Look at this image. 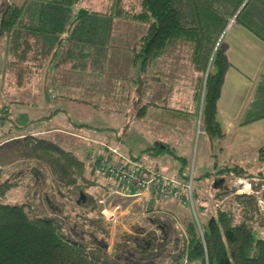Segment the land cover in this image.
<instances>
[{
    "label": "trees",
    "instance_id": "16d2710c",
    "mask_svg": "<svg viewBox=\"0 0 264 264\" xmlns=\"http://www.w3.org/2000/svg\"><path fill=\"white\" fill-rule=\"evenodd\" d=\"M79 1L8 2L0 14V42H6L4 51L0 49L3 58L0 72L7 70L14 77L16 75L19 84H24L41 70H47L51 64L47 58L52 60L54 55H65L68 64L81 68L99 64L114 46L110 41L113 17L144 22L148 24L146 33L128 48L132 52L131 63L138 66L139 93L149 78L150 69L163 56L186 43L194 68L205 75L209 67L201 119L203 131L213 145L225 138L226 132L218 119L217 102L231 64L219 41L234 16L264 40L262 1L260 4L257 0H113L110 20L105 17L109 14L97 10L82 8L76 11L74 6ZM202 76L196 87L198 103L204 86ZM263 117L264 72L255 84L240 122L246 124ZM16 138L24 140L25 155L32 154L48 164L56 191L67 197L69 203L77 200L80 207L83 196L91 195L90 209L102 211L99 198L92 196L89 190L96 186L104 190L107 186L102 183V177L111 176L98 170L90 151L94 147L85 142L82 145L80 138L61 132L48 135L31 131ZM92 139L86 138L94 142ZM155 143L158 147L153 153L173 152L169 145ZM81 147L88 149L89 157L79 153ZM148 149L153 148L149 146ZM106 152L105 149L97 156ZM175 156L184 163L183 156ZM3 166L0 168V264H187L198 260L207 264H264V235L256 236L253 225L258 219L261 225L264 221L257 204L258 196L234 193L227 189L223 177L215 184L214 197L224 200L233 193L234 200L216 207L207 220L200 219L199 223L189 210L159 204L152 210L161 215L148 214L134 227V232L121 237L116 245L117 252L113 254L107 251L109 243L102 237L99 240L94 233L88 241L68 234V227L78 232V225L71 219L70 224H73L68 226L69 218L61 215L63 208L49 209L45 204L37 208L28 198L10 200L9 193L22 185V178L28 172L11 173ZM220 171L247 175V168L242 165L227 166ZM176 176L190 179V174L182 171ZM194 188L193 181V197L201 200ZM184 198L188 199L187 192ZM199 209L202 212L204 206ZM85 213L88 215V211ZM81 216L79 213L75 217ZM91 221L96 222L97 217ZM145 221L155 226H146ZM82 230L78 233L83 237Z\"/></svg>",
    "mask_w": 264,
    "mask_h": 264
},
{
    "label": "rangeland",
    "instance_id": "374dc122",
    "mask_svg": "<svg viewBox=\"0 0 264 264\" xmlns=\"http://www.w3.org/2000/svg\"><path fill=\"white\" fill-rule=\"evenodd\" d=\"M128 1L134 0H126V2ZM257 1H259L260 4L262 1V4H264V0ZM8 2L21 4L24 0H0V14ZM74 8L76 11L82 8L100 11L109 14L105 17L110 20V14L113 9V0H80ZM232 20L236 21L235 16L230 19L231 22ZM230 21L229 23H231ZM229 23L228 25H230ZM105 24H108L107 20ZM110 24L113 25L110 41L114 46L107 52L105 57L107 61H105V58L102 57L101 63L96 65H87L84 69L76 64L74 66L73 64L58 62L57 59L52 65L51 70L55 71V68H57L58 72L64 73L68 77L72 71L76 72L74 73L75 76L73 81L76 89L75 97L80 100V105L85 106L82 113L80 116L78 115V117L80 120H84L85 123H88L89 125L92 124L89 128L84 129L85 131H95L99 135L98 137L103 139H107L106 134H109L112 143L119 145L123 151L131 153L136 160L150 165L149 156L151 153L156 151L155 149H157L158 144L153 142L151 145L148 142V140H151V136L147 133H145V140L138 135V133H141L142 131V127H140V125L139 132H136L135 130V133L131 132L129 134L131 129L129 128L128 113L126 112V97L132 80V71L131 68L129 69L132 52L129 51L128 48L132 47L138 39L146 33L148 24H145L144 22L140 23L138 21H126V19L118 17H113ZM222 35L223 33L221 34V38ZM5 44V41L0 42V49L2 48V52L5 49ZM189 48L190 47L186 43L180 44L174 53L165 55L169 57L176 56V59H173L174 62L171 59L167 60V57L165 59V64L169 67L176 65V68L178 69L175 70V76L177 78L178 75L180 76L181 72H183L181 76L183 81L182 83L185 81L187 82L186 84H182L183 89H185L183 91L184 95L187 93L186 89H189V87H187L188 82L192 80L197 87L199 77L203 75L202 77L205 78L200 103L196 101L200 108L198 112L200 123L197 124L196 121H193L192 123L185 119L180 120L165 117L162 119L163 127L160 132L163 134H157V137L160 139H162V137L165 139L167 137L168 139L171 134L173 135L174 142L166 143L171 147L173 154L169 152L160 154V160L164 162L167 161L170 164V166L163 168L162 171L170 173V175H165H173L171 177L188 184L189 187L186 186L183 189L184 192H187L188 200L178 201L176 199H165L168 202L165 201L164 203L160 202L158 204L167 206V208L175 207L182 210H189L200 223V219L207 220L215 212L216 207L221 206L224 202L234 200L233 193L224 200L219 198L215 199L214 197L217 192L215 184L223 177L225 179L224 183L227 189L232 190L234 193H247L258 196L257 204L264 220V158H261L262 155L260 156L262 148L259 150V147L264 144V117L242 124L240 127L232 128L230 138H223L219 144L218 142H215L214 145L208 144L205 139L206 137L204 136L206 133L203 131L201 119L205 83L209 68L205 75L199 73L191 63ZM2 60L3 58L0 57V63ZM2 66L4 65L2 64L1 67ZM83 69L87 72H95L98 76L103 75L102 83L105 82L106 86L104 88H100L98 86L95 87L94 83L98 85L97 81H100V79L96 78L94 80V78L91 77L90 81L85 86V89H79L76 86V75L78 74V71L81 72ZM47 70H41L38 74H35L31 78V81L24 84H19L16 79V75L14 77V75H11L7 70L0 72V107L9 108L8 114L3 118H0V142L4 140L5 142L7 141L6 143L3 142L4 144L2 147L0 145V153L6 154L4 160L0 155V167L5 163L7 166L4 165L5 167L3 166V168L6 170L8 169L11 173H15L20 170H25L26 172L31 171L29 173L30 175L28 174L22 178V185L9 193L10 200H25V198H28L37 208H42L44 204L47 205L49 209L55 207L63 208L64 212H62L61 215L69 218L68 226L73 224H70L71 219L74 220L78 226L80 225V227L76 225L78 232L83 231L82 228L84 229L83 237L85 236L84 238L86 239L80 236L78 232L71 230L70 227L66 229L68 234L72 235L74 238L79 237L83 239V241H88L94 233L98 235L99 240H101L102 237L109 243V246L107 247L108 252L116 254V245L119 241H121V237L126 233L134 232V227L139 225L140 221L145 220L146 216L143 217L140 214V217L136 215L140 209L135 210L132 216L128 217V215L123 213V211L120 212L121 204L113 203L114 199L111 198L110 193L106 190H101L97 186L91 187L89 192L92 196L99 198V203L103 205L101 212L97 209H90L92 205L91 195L83 196L82 203L79 204L80 207L78 206L77 200L69 203L67 197L56 191V186L53 184L54 177L51 175L52 173L48 164L44 161H39L32 154L25 155V152L23 153L24 148H22L24 146V140L16 138L20 137L25 132L29 133L32 131L31 123L33 121H30V111L34 110V108L30 109L32 102L33 106L36 107L39 105V108H43V110L40 109L41 112L39 111V115L44 116L46 115L45 108L47 96L51 104L55 105L60 103V98L51 97L52 93L58 92V89H60L57 85L59 82L56 83L52 75H50L51 78L48 80ZM173 74L171 75L173 76ZM193 76L196 78H193ZM185 77L187 79H184ZM164 80L166 81L165 78ZM91 81L93 83L90 84ZM133 83L135 84V82ZM43 89H47V95L44 93ZM41 92L45 94L44 98L41 97ZM70 110L72 109H67V111L64 112L65 115L68 112L70 113V116L75 115L76 110L73 114ZM60 115L62 116V114ZM54 117V114H51L50 117H45L38 121L45 123L47 126H52L55 122H61L56 120ZM169 121L178 122L180 126L175 129L169 128L166 126V123ZM85 126L87 125L84 124V126L79 127ZM94 139L96 138H93V141ZM79 140H81L82 145L86 143L91 147H104L106 144L109 145V143L105 141L99 142L96 140L97 142H92L81 138ZM150 145L153 148L151 150L147 148ZM93 149L94 148L90 151L93 152ZM97 153L93 152V154ZM176 154L185 158L184 163H182V161L175 156ZM156 155L158 154H152L151 156H153L152 158H155ZM177 161L179 162L178 167L181 168H175L174 170L171 163L173 164ZM233 165L245 166L247 168V175H229L220 171L224 167ZM181 171L182 173L190 174V179L184 180L176 177V175L181 174ZM193 181L195 186L194 189L198 191L201 200L193 197V187L192 190L190 187L191 184L193 185ZM52 188L55 192L51 190ZM63 190L64 192H67L66 189ZM112 203L113 207L109 208L108 206H111ZM116 206L120 207L119 210L115 208ZM202 206H204V209L201 212L199 207ZM84 210L88 211V215ZM79 213L82 214L81 218H76L75 216ZM160 215L161 213L157 212L150 214V216L153 217ZM93 217H97L96 222L91 221V218ZM144 225L155 226V223L149 224L146 222ZM253 225L256 228V236L264 235V221L263 225H261L258 219L253 223ZM177 227L180 231H182L179 224ZM103 229L107 230L109 233H105ZM193 263L207 264L202 263L199 260L194 261Z\"/></svg>",
    "mask_w": 264,
    "mask_h": 264
},
{
    "label": "crops",
    "instance_id": "0c3cea01",
    "mask_svg": "<svg viewBox=\"0 0 264 264\" xmlns=\"http://www.w3.org/2000/svg\"><path fill=\"white\" fill-rule=\"evenodd\" d=\"M223 31L222 38H220V42L222 41L221 45L224 48L225 54L230 62V66L227 69L224 77V81L221 88V95L217 102V112H218V119L220 120L225 132L226 136L224 139H228L231 136V129L242 126L240 122V118L242 113L245 110V106L247 101L253 92L255 84L257 80L260 78L262 72H264V40L244 26L242 23L233 21L229 23ZM113 29V25H112ZM119 51V50H118ZM117 51V52H118ZM174 53V52H173ZM168 57L167 60L176 59V56H164L159 60L151 69L149 73V78L147 82L144 84L141 94L138 91V66L134 65L129 62V69L131 68V84L130 89L126 97L127 103V110L128 118H129V134L139 132L140 127H142L141 133L139 132L138 135L145 140V133L151 136V140L148 142L152 145L153 142L159 141L164 144L174 142L173 135L167 139L162 137V139L157 137V134H163L161 132L162 119L165 117L170 119H185L189 122L196 121L197 124L200 122V117L198 115L199 112V104L196 103L195 94H196V85L192 82H188L189 89L187 90L186 95L183 94V85L187 82L185 81L182 83V73L178 78L175 76L176 65L169 67L166 65L165 59ZM58 58V62L67 63L68 60L64 56L54 55L53 59L47 58V62H50V67L47 70V79L51 78L52 75L54 81L57 83L58 92L52 93L51 97L53 98H60L59 104H51L48 96L46 98V115H39L40 109L38 106H33L32 103L30 105V109L34 108L33 111H30L31 114V130L35 134H51L55 135L59 132L61 133H68L74 137L81 138L86 140V138H96L94 141L98 140L99 142H108L110 146L118 147L120 152H122L125 156L136 160L135 157L131 155V153L127 151H123L121 147L115 143L111 142L109 134H106L107 139H103L98 137L99 135L95 131H85L84 129L89 128L88 123H85L84 120H80L78 115L82 113L85 106L80 105L81 102L77 97H75L76 89L75 85L73 84L74 76L76 73L72 71L70 76H66L64 73L58 72L57 68L55 71L51 70L52 65L56 62ZM174 62V60H173ZM72 63V62H71ZM179 66V65H178ZM86 68V67H85ZM84 68V69H85ZM78 71L76 75V82L77 87L79 89H85V86L90 81V78L93 77L94 80L100 79L97 81L95 85L104 88L106 83L103 82V75L98 76L97 73L91 71ZM174 73V74H173ZM173 74V76L171 75ZM97 75V76H96ZM151 75V76H150ZM196 75V74H195ZM156 76V77H154ZM59 78V79H57ZM166 79V81L164 80ZM193 78H196L193 76ZM171 79V80H167ZM184 79H187L186 77ZM168 81V82H167ZM194 81V80H193ZM135 82V84L133 83ZM93 83L92 81L90 84ZM190 83V84H189ZM90 87V85H89ZM44 90V89H43ZM80 92V91H78ZM44 93L47 95V89L44 90ZM41 92V97L44 98V94ZM43 95V96H42ZM140 96V99L138 98ZM37 103V102H36ZM79 103V104H77ZM139 104V105H138ZM23 106V105H21ZM33 106V107H32ZM82 106V107H81ZM36 108V109H35ZM71 108L70 112L76 110L75 115H71L70 113H66L67 109ZM41 112V111H40ZM51 114H54V118L56 120L61 121L60 123L55 122L52 126H47L45 123L40 122L38 120L43 119L45 117H50ZM62 114V116L60 115ZM33 117V118H32ZM39 117V118H38ZM38 118V119H37ZM86 124L85 127H79L80 125ZM140 125V127H139ZM99 126V125H97ZM166 126L172 129H175L180 126L178 122L169 121L166 123ZM182 126V124H181ZM78 127V128H77ZM97 128V127H96ZM158 130V131H157ZM100 133V132H98ZM208 144L213 145L212 141L207 135H204ZM153 139V140H152ZM93 140V139H92ZM223 140V139H221ZM221 140L218 141V144L221 143ZM5 142L1 141V147ZM97 142V141H96ZM95 142V143H96ZM150 145V146H151ZM0 147V148H1ZM148 148V147H147ZM262 148V149H261ZM264 144L259 147L261 149L260 156L264 158ZM93 152H98L97 154L100 155L101 153L105 152V148L102 146H96L93 149ZM92 152V154H93ZM79 153H82V156L89 157L90 153L88 149H84L83 147L80 148ZM155 154V153H151ZM0 155L5 157V153H0ZM149 156L150 161L149 164H145L142 161H138L159 171L162 174H168L162 171L163 168L170 166L167 161L160 160V154L152 158L153 156ZM4 165V164H3ZM172 167L177 169L181 168L179 166V162L171 163ZM2 167V166H1ZM0 167V168H1ZM28 174L31 171H27ZM30 175V174H29ZM173 176V175H171ZM177 177V176H176ZM102 183L105 184L104 190L110 193L112 199H114L113 203L121 204V211L131 217L133 212L137 209H140L137 212V216H147L151 213L155 212L152 210L155 208L158 203L165 202L166 200L161 199L160 197L156 196L153 192L144 191L140 188H136L132 185H127L121 183L120 181L114 179L113 177H102ZM168 202V201H166ZM113 203L109 208L113 207ZM152 210V211H151ZM140 216V217H141ZM139 217V218H140Z\"/></svg>",
    "mask_w": 264,
    "mask_h": 264
},
{
    "label": "built area",
    "instance_id": "2783aa9c",
    "mask_svg": "<svg viewBox=\"0 0 264 264\" xmlns=\"http://www.w3.org/2000/svg\"><path fill=\"white\" fill-rule=\"evenodd\" d=\"M8 112L9 108L0 107V117L6 116ZM104 148L107 150L105 155L100 157L97 156L98 154L92 155V159L97 162V168L101 173H106L121 183L153 192L164 200H188L184 198L185 192L183 190L184 187L188 186L186 182L178 181L171 176L144 167L140 162L123 155L118 147L106 144ZM190 187L192 190L193 185L191 184ZM115 208L119 210L120 207L116 206Z\"/></svg>",
    "mask_w": 264,
    "mask_h": 264
},
{
    "label": "water",
    "instance_id": "95a60500",
    "mask_svg": "<svg viewBox=\"0 0 264 264\" xmlns=\"http://www.w3.org/2000/svg\"><path fill=\"white\" fill-rule=\"evenodd\" d=\"M212 57H213V55H212ZM212 57H211V60H212ZM210 66V65H209ZM209 68V67H208Z\"/></svg>",
    "mask_w": 264,
    "mask_h": 264
}]
</instances>
